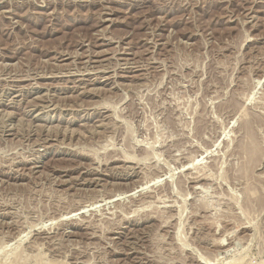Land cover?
Returning a JSON list of instances; mask_svg holds the SVG:
<instances>
[{
	"label": "rangeland",
	"instance_id": "obj_1",
	"mask_svg": "<svg viewBox=\"0 0 264 264\" xmlns=\"http://www.w3.org/2000/svg\"><path fill=\"white\" fill-rule=\"evenodd\" d=\"M0 264H264V0H0Z\"/></svg>",
	"mask_w": 264,
	"mask_h": 264
},
{
	"label": "bare ground",
	"instance_id": "obj_2",
	"mask_svg": "<svg viewBox=\"0 0 264 264\" xmlns=\"http://www.w3.org/2000/svg\"><path fill=\"white\" fill-rule=\"evenodd\" d=\"M185 166V165H184ZM80 211V210H79Z\"/></svg>",
	"mask_w": 264,
	"mask_h": 264
}]
</instances>
